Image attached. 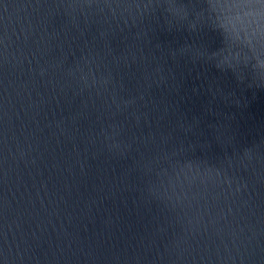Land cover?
<instances>
[{
    "label": "water",
    "instance_id": "water-1",
    "mask_svg": "<svg viewBox=\"0 0 264 264\" xmlns=\"http://www.w3.org/2000/svg\"><path fill=\"white\" fill-rule=\"evenodd\" d=\"M71 3L0 0V264H264V84Z\"/></svg>",
    "mask_w": 264,
    "mask_h": 264
},
{
    "label": "clouds",
    "instance_id": "clouds-1",
    "mask_svg": "<svg viewBox=\"0 0 264 264\" xmlns=\"http://www.w3.org/2000/svg\"><path fill=\"white\" fill-rule=\"evenodd\" d=\"M134 10V11H133ZM79 15L119 19L148 37L154 25L198 34L203 26L218 29L224 46L218 51L183 49L197 59L213 61L238 80L264 84V0H72L65 10L71 22ZM127 14V15H125ZM149 22V23H146ZM103 35V33H101Z\"/></svg>",
    "mask_w": 264,
    "mask_h": 264
}]
</instances>
